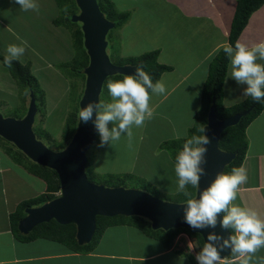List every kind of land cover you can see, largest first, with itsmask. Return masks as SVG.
Returning <instances> with one entry per match:
<instances>
[{"label": "crops", "instance_id": "0c3cea01", "mask_svg": "<svg viewBox=\"0 0 264 264\" xmlns=\"http://www.w3.org/2000/svg\"><path fill=\"white\" fill-rule=\"evenodd\" d=\"M10 2L11 0L0 1V25L3 26V30L0 32V42L5 52L4 56L8 46L5 47L4 45L5 36H7L6 40L12 41L10 44H21V40L16 37L17 35L21 37L19 29L27 19L43 17L50 32H58L59 29L54 25V21L59 15L56 0H36L39 11H24L23 15H21L22 10L19 5L15 3L14 9L18 10V14L14 16ZM130 4V8L127 9L132 13H129L131 14L130 21L139 24L136 46L147 45L151 51L159 50V63L173 68L171 72L165 73L159 79L165 84L167 92L166 95L156 96L151 104L155 110L154 116L144 125V128H147L150 142L153 143L157 137H160L153 145L154 148L147 145V151L150 155L157 158L160 152L156 151L161 150L160 145L162 143L186 138L194 126V117L201 107L200 96L208 77L209 64L216 55L210 57V53H213L219 45L229 44V32L237 0H212V3H209V0H158L157 2L133 0ZM141 8H145L143 12L148 18L140 23L138 20ZM151 19L152 21H149ZM204 22H206L207 29ZM184 24L191 26L192 30L194 29L191 35H189V30H184ZM208 29L212 30L210 36L205 34L208 35L209 39L208 47L199 52V48L202 46L201 44L194 46L197 44L195 37H199ZM154 34L157 36V42L151 38ZM193 35L194 42H189L188 39ZM261 40H264V5L253 13L247 27L238 39L249 47ZM32 51L33 49L27 45L25 56L20 58L27 57L25 61L32 58L30 59L32 61L34 57L29 58L27 56ZM180 51H183L185 56L182 57ZM140 52L144 53L145 51L140 50ZM191 60L194 61L189 63ZM178 61H182L184 64L181 69L178 68ZM257 62L264 64V60ZM32 64L37 73L48 68V65L45 64L44 66L43 60L39 57H36ZM59 75L61 76V74ZM226 80L227 83L224 84V106L231 107L243 102L247 98L242 95L245 86L238 85L228 77V73ZM184 94L187 99H194V104L187 103L184 105L179 102L178 100ZM161 123L168 127L170 133H167L166 130L159 131ZM246 135L249 147L242 166L247 170L248 180L246 184L240 186L234 203L252 208L261 217H264V110L247 128ZM141 151L142 148H139V155H141ZM161 154L166 159L164 168L157 170L161 179L159 177L152 182L155 187L163 192L173 193L177 191L174 160L170 159L171 156L168 151L162 150ZM95 159L97 160V157ZM149 163L151 166L153 165L152 162ZM149 172L153 173L156 170L154 168ZM37 181L44 187L42 193L39 194L41 195L46 190L45 183L28 173L23 167L15 164L0 148V264H114L113 261H123L127 262L126 264L135 262L137 264H182L176 256L170 257V255H177L173 249L166 250L163 248L154 253L139 256L119 255L104 249L101 241L90 255H82L74 253L59 243L45 239H38L25 244L16 240L11 228L10 215L25 199L36 197ZM26 188L30 189L28 193L22 191ZM112 228L107 229V231L112 230ZM114 228L130 229V227ZM262 255L264 256V252ZM167 257L169 258L167 259Z\"/></svg>", "mask_w": 264, "mask_h": 264}, {"label": "water", "instance_id": "95a60500", "mask_svg": "<svg viewBox=\"0 0 264 264\" xmlns=\"http://www.w3.org/2000/svg\"><path fill=\"white\" fill-rule=\"evenodd\" d=\"M80 13L72 17L73 23H80L84 35V47L90 59L84 70L86 87L80 101V108L88 102L100 101L105 81L116 75L134 74L137 66H118L111 62L107 53L109 32L116 28V23L109 21L102 13L97 0H74ZM38 113L34 93L30 95L27 114L22 119L4 117L0 114V137L12 143L32 162L51 170L59 177L61 190L56 199L40 206L26 209V217L19 223L20 233L28 235L37 226L55 220L63 226L75 225L79 244L92 241L97 230V217L116 216L142 217L151 223L153 230L189 229L199 234L206 242L209 232L227 238L230 229H222L218 216L215 229H193L183 218L185 203H174L159 199L148 192L124 187L109 188L92 183L86 174L87 153L94 145L98 131L95 128V111L92 121L79 120L77 130L69 145L60 152H55L40 142L34 135L33 126ZM246 114H238L219 120L215 104L210 108L205 134L211 143L206 145L207 163L203 165L206 175L201 176L200 190L207 187L216 174L224 172L236 155L224 152L219 143L222 133L237 125ZM204 134V133H203ZM198 189H196V193ZM230 255V249L221 252V256Z\"/></svg>", "mask_w": 264, "mask_h": 264}, {"label": "rangeland", "instance_id": "374dc122", "mask_svg": "<svg viewBox=\"0 0 264 264\" xmlns=\"http://www.w3.org/2000/svg\"><path fill=\"white\" fill-rule=\"evenodd\" d=\"M110 1L113 3L115 9L119 13H131L127 11V9L130 8V2H132L133 0ZM153 1L157 2L158 0ZM10 4L12 6L11 9L13 16L15 14H18V10L14 9V0H11ZM144 9L145 8H141L138 20V22L140 23L141 21H144L146 18H148L146 13L143 12ZM23 12L24 11H22L21 15H23ZM74 12L75 14H73L72 17L79 14L80 10L74 9ZM131 14H129V18L123 26L111 30L107 36V53L113 64L119 65L121 63V60L130 57H137L151 51L149 50L150 47H148L147 45L142 47H139V45L136 46V34L139 32V24L130 21ZM60 16L64 17L59 9L58 18ZM26 21H28V23H26ZM149 21H152V19ZM204 24L206 25V22H204ZM78 26L81 27V24L78 23ZM47 27L48 26H46V20L43 17H39L36 19L30 18L25 20L19 29L21 33V40L27 41V45L33 49V53L29 52V55L27 56L29 58L34 57L33 60H36V57H39L43 60L44 66L45 64L48 65L47 69H44L42 72L40 71L37 73L33 64H31V72L34 75L33 77L37 79L38 83L35 86V90L30 91L28 88L26 92L22 94L20 92L19 86L12 78V76H10V71L4 65L2 60H0V114L4 117L15 118L16 110H18L17 112L18 114H20L19 116L27 112L30 104V95L33 92L36 97L38 107V113L33 126V131L35 128L37 132L42 134V141L38 138L37 139L49 148V145H52V140H49L46 137V134L49 132L52 135L53 141L60 142L68 116L75 113L78 116L80 110V101L84 95L86 87V76L85 74L84 77L75 76L74 74H72L71 69L68 65L75 57V49L70 32L62 26L57 27V29H59L58 32H50V29ZM2 30L3 26L0 25V32ZM184 30H189V35H191L194 29L192 30L191 26H187L186 24H184ZM211 32L212 30L208 29V31H205L199 37H195V39H197V44L194 46H198L200 44L202 46L199 48V52H202L208 47V35L210 36ZM151 38L154 42H157V36L155 34L154 36H151ZM6 39L7 36H5L4 38L5 47L12 42ZM188 41L194 42V35L190 37ZM140 50H143L145 52L141 53ZM180 53L182 54V57L185 56V53L183 51H180ZM3 54H5V52L0 42V59L1 57H5ZM26 59L27 57H24L20 58L18 61H20L22 64L32 63L33 61L30 60L32 58L25 61ZM193 61L194 60H191L189 63ZM183 62L186 63L185 61ZM177 63L179 65V69L184 66V64H182V61H178ZM81 72L84 73V71ZM59 74H61V76ZM156 96L157 95L152 96L150 105L155 100ZM107 99H109L107 92L105 93V90L103 88L100 100H103L107 103ZM109 100H111V98ZM178 101L183 103L184 105H187V103L194 104V99H187L185 94ZM111 127L112 124L110 123L109 128L111 129ZM167 128L168 127L164 123H161L159 131L166 130L167 133H170ZM146 130L147 128H144V126L139 128L133 126V136L131 140H129L126 134H122L119 141L110 142V144H105L102 147L100 146V135L98 134L97 140L95 141L93 147L87 153V158H89L92 162L93 160H95L97 163L96 164L94 162L95 171L92 175V183L106 186L103 182H105V178L109 175L121 176L132 174L136 177L135 179L137 181L141 180L146 184L155 186L153 185L152 181H156L155 179H159V177L161 179V176H159L157 170L159 171V169L164 168L166 159L164 155L161 154L162 150L156 151L158 153L160 152V155L157 158L150 155V153L147 151V145H151L150 147L154 148L153 145L160 139V137H157L156 140L152 143L150 142V138H148L149 135ZM139 148H142L141 155H139L138 153ZM51 150L55 151V149ZM150 152H152V150H150ZM98 154L99 156L97 157ZM169 154L171 156L170 159H172V153L169 152ZM95 157H97V160L95 159ZM149 162H152L153 165L151 166ZM154 168L156 172L150 173L149 171L153 170ZM91 172H93V170H91ZM144 175H146L147 177H145ZM36 184L37 188L35 190L37 191V194H35V196L37 197V195L42 193L44 187H42V184L38 181L36 182ZM136 184L138 183H135V185L132 187L128 184L126 188L138 189L148 193L151 192L150 190H148V188H146V184ZM22 191L28 193L30 189L26 188ZM169 193L172 192L165 193L159 189L158 193L150 194L164 200L166 199L164 195ZM177 193L178 192L175 191L171 195H175ZM145 238H147V236L134 227H130V229L112 228V230H109L106 234H104L102 238L103 240L101 241L103 243L104 249L108 250L111 253L119 255H146L164 248L163 244L155 241L154 239ZM172 249L178 254L170 255V257L176 256L177 259L181 260L182 264H190L189 260L185 257V254L191 253L194 256H196L197 254L195 239H193L186 233L178 235V237L175 239ZM180 252L182 255L179 254ZM263 252L264 250L261 249L257 253V256H263ZM168 258L169 257H167V259ZM113 263L126 264L127 262L113 261ZM133 264L137 263L135 262Z\"/></svg>", "mask_w": 264, "mask_h": 264}, {"label": "trees", "instance_id": "16d2710c", "mask_svg": "<svg viewBox=\"0 0 264 264\" xmlns=\"http://www.w3.org/2000/svg\"><path fill=\"white\" fill-rule=\"evenodd\" d=\"M97 1L104 16L109 21L115 22L116 28L121 27L126 23L129 18L128 13H119L110 0ZM56 2L61 14H63L64 17L60 16L59 18H56L54 24L57 25V27L62 26L70 32L75 49V57L68 65L72 74L77 77H84V73L81 71H84L89 66L90 59L84 47V35L82 29L78 26V23L72 22V15L75 14L74 9L78 10L77 4L74 0H56ZM263 5L264 0H237L236 10L229 32L228 42L230 45H235V42L238 41L239 37L247 27L253 13L258 11ZM159 55V50L150 51L137 57H130L121 60V63L118 66L130 65L142 67L149 74L153 83H156L157 81H160L159 79H161L165 73L171 72L173 70L172 67L159 63ZM0 60L3 62L4 57H1ZM229 63L230 61L223 52V49H220L209 64L208 77L202 89L201 107L195 116V123L190 129L188 137L180 140L164 142L160 145L161 150L172 153L173 160L175 159L178 150L182 149V146L187 139H189L192 135H203L199 129L204 128L207 125L210 108L213 104H215L216 114L219 120H224L238 114H246L241 118L237 125L227 128L222 133L219 143V147L222 151L236 155L235 160L226 166L224 172L230 173L233 167H240L243 165L249 147L246 130L262 114L264 110V100L257 102L251 97H247L243 102L234 106H224V84L228 73ZM31 64L32 63L22 64L20 61L14 60L11 67L6 66L11 73L10 76H12V78L15 80L22 94H24L28 88L30 91L35 90V86L38 84L37 79L33 77L34 75L31 72ZM109 78L122 79L123 76L116 75ZM103 88L105 93L107 92L108 98L110 99V95L106 88V81ZM149 92L151 93V90H149ZM109 99H107V102H110ZM17 111L18 110L15 111L16 119L24 118L27 113L25 112L19 116L20 114H18ZM77 125V114H70L66 120L64 132L60 142L53 141L52 135L49 132L46 134V137L49 140H52V145H49V148L55 149V151L59 152L63 151L71 142L77 130ZM34 132L36 137L42 141V134L37 132L35 128ZM0 148L15 164L23 167L28 173L42 180L46 185V190L43 194L28 200L25 199V201L18 205L15 212L10 215L12 232L16 240L24 242V244L36 241L38 239H45L59 243L74 253L90 255L100 244L107 229L111 227H134L144 233L148 238L154 239L155 241L163 244L164 249L166 250L172 249L175 239L179 234L182 233H186L195 239L197 253L203 246V238L199 234H196L189 229H173L169 231L153 230L151 223L148 220L142 217L125 216H116L112 218L100 216L97 217L96 233L90 243L83 245L79 244L78 242L77 227L75 225L63 226L58 224L55 220L37 226L31 233L24 236V234L20 233L19 231V223L26 217V209L40 207L56 199V194H58L61 190L59 177L54 170L42 167L32 162L12 143L7 142L2 137H0ZM87 159L88 163L86 174L88 179L91 181L92 175L95 171V160L92 162L89 158ZM91 170H93V172H91ZM135 178L136 177L132 174L121 176L109 175L105 178V182L103 183H105L106 187L109 188H126L128 184L132 187L135 185V183H138L136 185L146 184L141 180L137 181ZM146 188H148L152 194L158 193L159 191L157 187L150 184H146ZM188 190L196 194V189H192L191 186H188ZM164 197L166 198L164 199L165 201L186 203V197L182 193H177L175 195L165 194ZM231 231L232 230H230V232ZM179 254H181V252ZM185 257L189 260L190 264H198L193 254L187 253L185 254Z\"/></svg>", "mask_w": 264, "mask_h": 264}, {"label": "clouds", "instance_id": "9594fccd", "mask_svg": "<svg viewBox=\"0 0 264 264\" xmlns=\"http://www.w3.org/2000/svg\"><path fill=\"white\" fill-rule=\"evenodd\" d=\"M14 2L22 11H39L36 0ZM16 38L21 40L18 35ZM26 46L27 41L24 40L19 45L9 44L3 61L5 66L11 67L14 60H19L24 55ZM220 48L230 61L228 77L238 85L245 86L242 95L257 102L264 100V64L257 62L264 60V40L251 47L240 41H236L234 46L225 43L210 53V57ZM106 88L110 102L90 101L78 113L79 120L88 123L92 121L95 111L94 124L100 135L101 147L119 141L122 134H126L131 140L133 126L143 127L154 116L149 90L156 95H166L167 92L163 81L153 83L149 74L139 66L134 74H124L122 79H107ZM110 123L111 129L108 126ZM199 131L204 134L192 135L187 139L174 159L177 192L186 197L183 218L193 229H215L218 216L222 214L220 227L232 231L227 238L209 232L195 259L198 264H264V256H257L264 249V217L252 208L234 203L240 186L247 183V170L240 166L233 167L230 173L220 172L207 187L200 190L201 176L206 175L203 165L207 163L208 149L205 146L211 140L205 134V128ZM188 186L198 189V192H190ZM225 249H230V255L222 258L221 252Z\"/></svg>", "mask_w": 264, "mask_h": 264}, {"label": "bare ground", "instance_id": "6f19581e", "mask_svg": "<svg viewBox=\"0 0 264 264\" xmlns=\"http://www.w3.org/2000/svg\"><path fill=\"white\" fill-rule=\"evenodd\" d=\"M103 91V90H102ZM102 94V93H101ZM100 98H101V95H100Z\"/></svg>", "mask_w": 264, "mask_h": 264}]
</instances>
